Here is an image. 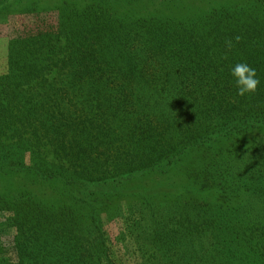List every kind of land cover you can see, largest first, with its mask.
<instances>
[{
	"label": "trees",
	"instance_id": "obj_1",
	"mask_svg": "<svg viewBox=\"0 0 264 264\" xmlns=\"http://www.w3.org/2000/svg\"><path fill=\"white\" fill-rule=\"evenodd\" d=\"M138 2L64 0L55 27L8 42L7 71L0 75V168L30 147L20 148L24 139L12 126L31 129L66 166L55 175L37 169V177L74 186L75 202L55 213L30 203L41 217L34 211L23 220L6 208L0 232L28 226L41 232L43 264H233L236 250L264 264V217L248 202L264 194V176L249 164L239 168L242 175L212 166L191 171L186 185L172 187L175 194L157 186L133 204L103 207L98 198L99 190L119 199L129 193L125 182L176 170L189 148L264 127L263 8L153 0V7H174L162 20L152 12L129 14ZM238 62L257 72L251 96L237 95L230 69ZM257 149L264 155V146ZM117 219L123 223L119 258L105 230ZM16 247L21 264L28 252ZM30 260L40 264L37 254Z\"/></svg>",
	"mask_w": 264,
	"mask_h": 264
},
{
	"label": "rangeland",
	"instance_id": "obj_2",
	"mask_svg": "<svg viewBox=\"0 0 264 264\" xmlns=\"http://www.w3.org/2000/svg\"><path fill=\"white\" fill-rule=\"evenodd\" d=\"M62 1L64 0H15L13 2L14 4H10V7L7 6V8L4 6V3L9 4L7 0H0V75H4L7 71L6 52L8 42L21 35L35 34L41 30L55 27L59 12L61 11ZM135 1H139L138 8L135 7L133 9L134 11H130L129 14L146 15L152 12V14L156 15L155 19L161 18L162 20L170 18L174 14L172 13L174 7L167 6L164 8L162 5H155L156 7H153L151 5L153 0H146V3L141 0ZM232 1L241 5L249 3V5L261 7L264 10V0ZM115 10L111 9V11ZM35 12H39V14ZM51 77L53 78L54 74ZM36 127L39 129L38 126ZM16 129L18 130L17 132H12L16 136H22L24 139L19 144L20 148L26 145H30V147L28 150H17L18 153L21 152L20 155H17L13 161H5L8 163L7 166H4L2 169L0 168V203L6 199L5 203L0 204V220H4L2 218L7 213L5 212L6 208L14 211L11 213L12 218L18 217L23 220L26 216L31 217L34 211L39 213V217H41L40 210L33 208L29 205L30 203L38 205L45 212L52 213L61 210L64 205L73 204L75 197L71 195V192L75 189L74 186L66 185L59 178L57 179V177L42 179L41 177H37V171H35L37 169L38 171L45 170L48 167L54 171V175L59 174L61 173L60 166L62 164L65 166L64 162H61L59 156H55L51 152V145L42 134H35L31 129L28 131L20 130L17 125H13L12 130ZM12 132H9V134ZM256 144L262 147L264 146V127L255 132L236 136L235 140L226 143L225 140H222L209 146L189 148L186 156L178 164L180 167L176 170H172V172L170 170H163L164 173H158L157 171L156 174L140 176L133 180L134 182L130 181V183L125 182V184H122L126 190H129L130 194L122 192L118 196L119 199H115V195L112 193H99L97 188L92 189L91 193L97 189L98 194L103 195H99L98 198L104 201L103 207H106L114 204L111 201L133 204L135 199H140L142 192L155 191L153 189L157 186H161L157 191L166 190L168 186L170 187L168 188L170 189L168 193L173 192L175 194L178 190L172 189V187L175 185L179 187L186 185L189 180L188 175L191 171H197L203 168L209 169L211 166L215 170H220L223 174L233 173L237 169V173L242 175L239 168L242 169L243 167L246 169L249 164L251 172L259 176H264V155L263 153H257L258 149ZM11 149H13L12 146ZM241 151L245 154L239 157L237 153ZM251 154L255 155L252 156ZM18 160L21 164L15 165V170L11 171L9 165ZM245 160L248 162L243 163ZM90 187H93V184H90ZM240 200L241 198L234 201V203L236 204ZM248 202L251 208L255 207V215L260 214L264 217V194L258 195L255 193L252 195V198L248 197ZM235 208L237 210V207ZM109 213L107 212L106 214L109 215ZM236 213L241 214L240 211ZM122 227L123 223L120 219L105 224L106 233L110 237L114 251L117 253L116 258H119L122 252L119 245L120 241H118ZM27 229L30 231L25 228L22 230L12 229L8 235H5L6 237L3 236L4 232H0V264H18L19 257L16 246L19 244L28 252V259L24 258V262L21 264H37L34 260H30V256L33 253L37 254L38 262L43 264L40 260V256H44L42 252L43 235L41 232L35 231L33 227L28 226ZM22 242L24 245H22ZM236 251L233 264H252L251 261L240 254V250Z\"/></svg>",
	"mask_w": 264,
	"mask_h": 264
},
{
	"label": "clouds",
	"instance_id": "obj_3",
	"mask_svg": "<svg viewBox=\"0 0 264 264\" xmlns=\"http://www.w3.org/2000/svg\"><path fill=\"white\" fill-rule=\"evenodd\" d=\"M241 38L235 37V40L239 42ZM226 46L230 49L232 47V41H226ZM230 75L233 78L237 95L240 97L251 96L254 94L260 83L257 78L256 70L245 62H238L230 69Z\"/></svg>",
	"mask_w": 264,
	"mask_h": 264
}]
</instances>
